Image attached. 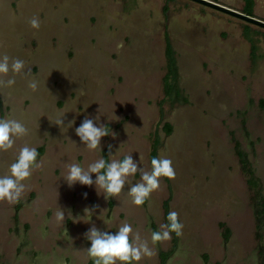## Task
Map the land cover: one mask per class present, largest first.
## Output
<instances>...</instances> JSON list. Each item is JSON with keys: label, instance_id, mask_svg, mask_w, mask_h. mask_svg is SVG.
Here are the masks:
<instances>
[{"label": "rangeland", "instance_id": "rangeland-1", "mask_svg": "<svg viewBox=\"0 0 264 264\" xmlns=\"http://www.w3.org/2000/svg\"><path fill=\"white\" fill-rule=\"evenodd\" d=\"M215 1L239 11L245 4ZM253 12L264 20V0ZM33 17L38 30L28 23ZM5 54L26 68L0 89V118L30 132L0 153V176L24 144L43 164L19 202L0 201V264H94L84 235L92 224L114 233L128 222L151 246V231L171 211L182 236L172 233L139 264H264L263 27L194 0H0ZM32 79L36 92L27 87ZM62 111H69L65 126L75 121L68 130L51 122ZM86 116L109 130L101 152L75 134ZM108 145L114 158L132 155L148 171L156 147V157L171 159L175 179L161 178L142 206L132 204L127 186L108 200L95 186L70 188L66 166L111 160ZM130 179L140 181L139 172ZM86 208L94 213L89 223Z\"/></svg>", "mask_w": 264, "mask_h": 264}, {"label": "clouds", "instance_id": "clouds-1", "mask_svg": "<svg viewBox=\"0 0 264 264\" xmlns=\"http://www.w3.org/2000/svg\"><path fill=\"white\" fill-rule=\"evenodd\" d=\"M32 29L40 28L38 17H33L28 21ZM122 46V45H119ZM25 62L19 58H12L8 55L0 56V89L12 88L16 83V76L25 75ZM11 78L5 79V77ZM27 87L30 91L36 92L39 82L35 79L28 81ZM58 114L53 124L62 128H71L75 121H69L64 125L65 113ZM29 128L20 120L5 117L0 118V153L13 149L18 139L29 135ZM75 134L81 143L88 150L101 152V140L109 136V130L104 124L98 123V118L85 117L79 127L75 128ZM111 160H106L101 156L90 163L87 168L81 164L73 162L68 164L67 172L62 176L67 185L71 188L79 183L82 186H95L98 194L103 195L105 200L116 198L128 187L127 195L131 198L132 204L142 206L150 198L151 194L160 188L161 178L169 180L175 179V170L171 159L162 154L151 159V170H145L140 166L132 155H124L122 159L114 158L111 155L112 145H108ZM39 153L36 147L24 144L20 147L15 161L8 167L7 174L0 176V201L17 203L22 198L26 190L28 181L34 169H40L43 161L38 162ZM139 172L140 181L133 183L130 178L135 177ZM95 174V180H93ZM86 197V193L84 194ZM98 207V206H97ZM83 217L88 218L89 223L94 214L92 210L86 208ZM83 217H72L74 223L81 222ZM55 220L58 224H63L65 212L58 207L55 211ZM104 224L112 223L111 219H105ZM183 223L179 220V214L171 211L167 215V223H162L158 231H151L150 242L142 238L138 231L134 232L133 227L128 222H123L114 233L101 231L95 224L84 234L85 238L91 242L86 249L87 255L94 264H139L144 258H151L155 255L154 246L166 241H170L172 233L177 237L183 234Z\"/></svg>", "mask_w": 264, "mask_h": 264}, {"label": "water", "instance_id": "water-1", "mask_svg": "<svg viewBox=\"0 0 264 264\" xmlns=\"http://www.w3.org/2000/svg\"><path fill=\"white\" fill-rule=\"evenodd\" d=\"M194 1L264 28L263 19L252 16L246 12L236 10L234 8L228 7L214 0H194Z\"/></svg>", "mask_w": 264, "mask_h": 264}, {"label": "trees", "instance_id": "trees-1", "mask_svg": "<svg viewBox=\"0 0 264 264\" xmlns=\"http://www.w3.org/2000/svg\"><path fill=\"white\" fill-rule=\"evenodd\" d=\"M245 8H244V12L250 14V15H253L252 12H253V6H254V0H245ZM167 52H168V56L170 58V64H171V71L173 70V67L172 65L174 66V57H173V48H172V45L170 43V41L168 40L167 42ZM172 129V126L171 124H167V131L170 132ZM43 148H41L40 150H42ZM156 153H157V150H156V147H154L153 151H152V158L156 157ZM105 159L108 160V157L105 156ZM229 233V230H227V235ZM166 256V255H165Z\"/></svg>", "mask_w": 264, "mask_h": 264}, {"label": "crops", "instance_id": "crops-1", "mask_svg": "<svg viewBox=\"0 0 264 264\" xmlns=\"http://www.w3.org/2000/svg\"><path fill=\"white\" fill-rule=\"evenodd\" d=\"M214 1H215V0H214ZM245 4H246V3H245ZM245 4H244V7H243V9H241V11H242V12H244ZM254 7H255V0H254L253 11H254ZM252 14L254 15V12H252Z\"/></svg>", "mask_w": 264, "mask_h": 264}]
</instances>
